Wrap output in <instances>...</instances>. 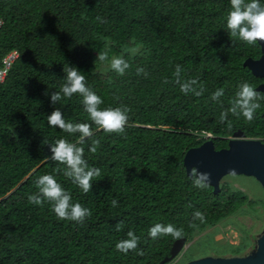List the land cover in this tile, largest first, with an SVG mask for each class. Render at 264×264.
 Segmentation results:
<instances>
[{"label":"trees","instance_id":"obj_1","mask_svg":"<svg viewBox=\"0 0 264 264\" xmlns=\"http://www.w3.org/2000/svg\"><path fill=\"white\" fill-rule=\"evenodd\" d=\"M231 10L230 0H0V66L8 53H19L0 82V264H161L177 240L192 241L252 202L227 183L217 194L211 185L195 187L184 166L186 153L208 139L217 150L237 131L264 142V101L253 122L229 113L231 127L220 123L238 86L248 82L256 89L260 82L243 64L259 58L261 47L230 38ZM109 41V57L130 64L123 76L108 63L96 64ZM131 47L139 49L126 51ZM67 65L103 99L101 109H129L125 134L98 130L78 94L52 103ZM193 79V88L205 89L200 97L180 91ZM219 88L223 106L210 99ZM57 108L66 121L92 124L100 140L95 153L88 150L91 140L81 145L89 165L101 170L87 194L50 159L49 144H79V133L49 126L47 117ZM45 174L71 193L73 203L91 210L83 225L58 219L47 201L29 203ZM195 211L205 213L203 222L193 221ZM157 223L182 228L183 235L154 240L149 229ZM129 231L141 238L143 256L116 250Z\"/></svg>","mask_w":264,"mask_h":264},{"label":"clouds","instance_id":"obj_2","mask_svg":"<svg viewBox=\"0 0 264 264\" xmlns=\"http://www.w3.org/2000/svg\"><path fill=\"white\" fill-rule=\"evenodd\" d=\"M231 11L228 13L226 20L227 31L232 37H238L241 41L256 45L264 42V3L261 0H230ZM99 19V18H98ZM109 41L106 44L107 51L99 52L96 64L98 62L108 63L110 68L118 75H125L130 68L129 62L123 56H111ZM139 47H131L126 51L135 53ZM137 74L144 72L143 68H137ZM66 82L61 87L59 92L51 93V101L57 104L62 97L72 98L74 95H79L83 98L82 103L84 111L88 113L93 124L98 130L107 133L125 134L126 127L129 126V109L127 108H105L101 109L103 99L96 94L86 83V78L82 72L73 66L64 67ZM180 65H176L175 78L179 77ZM167 82V81H165ZM198 83L197 79H193L186 83L180 84V91L188 95L191 91L196 97L203 95L205 89L200 85L199 90L193 88L192 85ZM223 88L217 89L212 93L210 99L220 102V98L224 96ZM45 95H48L46 92ZM260 101H264V93L257 91L250 83L242 82L238 86V91L230 102V107L223 111L220 115V123H228L231 127V121L228 120V115L243 116L248 122H253L256 118L257 110L261 108ZM48 124L51 127L59 128L61 131L76 134L79 133V144L71 143L65 139H59L53 144H49L52 153L50 159L60 165H64L62 170L63 175L70 178L72 183L77 185L83 193L87 194L92 190L93 179L99 177L101 170L96 167H91L85 158V149L83 146L86 140H91L89 152L95 153L100 145V140L94 138L92 124L89 123H72L66 121L63 113L59 108L54 110L47 117ZM45 144V142L43 141ZM57 172L61 169L57 168ZM191 179L195 187L200 189L207 188L211 183V174L198 172L193 168ZM38 191L35 194L28 196L30 204L42 206L45 201L51 204V210L55 213L58 219L73 221L80 225L92 216L89 208L84 207L80 203H73L71 193L66 191L56 178L51 174H45L38 177L35 181ZM113 207L118 206L117 200L111 201ZM191 206V205H190ZM205 220V213L195 211L193 213V221ZM192 226H195L194 224ZM122 222L115 226L116 231H121ZM172 236L179 239L183 235V229L177 228L173 224L167 225L157 223L149 229V236L152 239H159L164 236ZM141 238L135 232L129 231L127 239H122L116 244V250L124 254L135 252L139 256L145 253L139 248Z\"/></svg>","mask_w":264,"mask_h":264},{"label":"water","instance_id":"obj_3","mask_svg":"<svg viewBox=\"0 0 264 264\" xmlns=\"http://www.w3.org/2000/svg\"><path fill=\"white\" fill-rule=\"evenodd\" d=\"M262 55L259 60L251 58L244 62L256 77H264V42L258 43ZM264 93V84L256 88ZM184 166L189 176L192 169L211 174L210 185L217 194L221 191V184L227 176H246L254 178L264 188V142L243 138V133L237 131L229 140L227 148L217 150L212 139H208L201 146L190 149L184 158ZM189 243L185 238L177 240L161 264L173 262ZM186 264H264V230L257 239L256 249L246 256L215 257L206 256L189 261Z\"/></svg>","mask_w":264,"mask_h":264},{"label":"rangeland","instance_id":"obj_4","mask_svg":"<svg viewBox=\"0 0 264 264\" xmlns=\"http://www.w3.org/2000/svg\"><path fill=\"white\" fill-rule=\"evenodd\" d=\"M226 183L242 190L252 202L217 227L196 234L188 242L187 248L170 264H186L187 256L195 259L206 256H246L256 249L257 239L264 230V188L254 178L246 176H227L222 181V184ZM235 248L243 251L236 255Z\"/></svg>","mask_w":264,"mask_h":264},{"label":"built area","instance_id":"obj_5","mask_svg":"<svg viewBox=\"0 0 264 264\" xmlns=\"http://www.w3.org/2000/svg\"><path fill=\"white\" fill-rule=\"evenodd\" d=\"M2 20H0V27L2 26ZM19 53L17 51H12L8 53L2 60L3 66H0V82L5 81L9 69L12 67V65L15 63V61L18 59Z\"/></svg>","mask_w":264,"mask_h":264},{"label":"flooded vegetation","instance_id":"obj_6","mask_svg":"<svg viewBox=\"0 0 264 264\" xmlns=\"http://www.w3.org/2000/svg\"><path fill=\"white\" fill-rule=\"evenodd\" d=\"M260 57H261V55H260ZM260 57H259V58H256V59H253V60H259ZM251 73H252V72H251ZM255 77H256V76H255ZM256 78H258V79L260 80V82H259V83L257 84V86H256V88H257L259 85L264 84V77H263V78L256 77Z\"/></svg>","mask_w":264,"mask_h":264}]
</instances>
